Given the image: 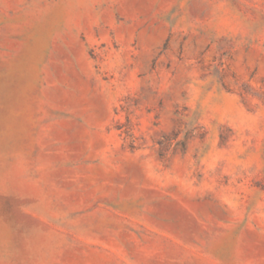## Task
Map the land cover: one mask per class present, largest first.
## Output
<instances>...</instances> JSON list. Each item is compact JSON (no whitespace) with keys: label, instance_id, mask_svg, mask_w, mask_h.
I'll use <instances>...</instances> for the list:
<instances>
[{"label":"rangeland","instance_id":"374dc122","mask_svg":"<svg viewBox=\"0 0 264 264\" xmlns=\"http://www.w3.org/2000/svg\"><path fill=\"white\" fill-rule=\"evenodd\" d=\"M0 264H264V0H0Z\"/></svg>","mask_w":264,"mask_h":264}]
</instances>
